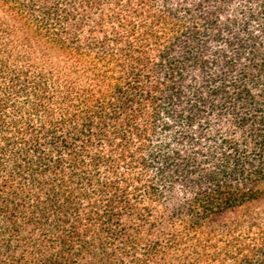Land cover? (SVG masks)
Listing matches in <instances>:
<instances>
[{"label": "trees", "instance_id": "obj_1", "mask_svg": "<svg viewBox=\"0 0 264 264\" xmlns=\"http://www.w3.org/2000/svg\"><path fill=\"white\" fill-rule=\"evenodd\" d=\"M0 264H264V0H0Z\"/></svg>", "mask_w": 264, "mask_h": 264}]
</instances>
